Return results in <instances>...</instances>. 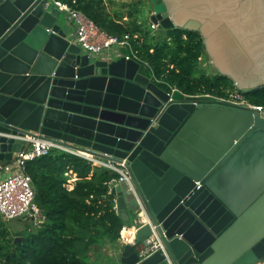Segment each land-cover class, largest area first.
<instances>
[{
  "label": "water",
  "instance_id": "water-1",
  "mask_svg": "<svg viewBox=\"0 0 264 264\" xmlns=\"http://www.w3.org/2000/svg\"><path fill=\"white\" fill-rule=\"evenodd\" d=\"M151 7L159 31H199L235 87L264 88V0ZM60 16L52 0H0V165L27 135L125 160L130 181L111 192L139 229L121 264L264 263V110L162 88L125 55L92 56ZM153 226L166 252L141 258Z\"/></svg>",
  "mask_w": 264,
  "mask_h": 264
},
{
  "label": "trees",
  "instance_id": "trees-1",
  "mask_svg": "<svg viewBox=\"0 0 264 264\" xmlns=\"http://www.w3.org/2000/svg\"><path fill=\"white\" fill-rule=\"evenodd\" d=\"M63 1L106 32L119 37L129 34L138 60L162 88L223 96L235 87L229 77L205 71L203 62L208 56L199 31H159L150 26V19L147 22L138 16L147 8L150 16L151 0H133L128 13L115 8V0ZM246 97L253 104L264 105V88ZM25 171L31 176L35 202L45 221L16 242V234L0 217V264H91V253L97 257L107 245L120 246L118 238L125 221L115 208L110 189L119 177L117 172L59 148L28 160ZM73 176L76 179L70 189Z\"/></svg>",
  "mask_w": 264,
  "mask_h": 264
},
{
  "label": "built area",
  "instance_id": "built-area-1",
  "mask_svg": "<svg viewBox=\"0 0 264 264\" xmlns=\"http://www.w3.org/2000/svg\"><path fill=\"white\" fill-rule=\"evenodd\" d=\"M52 2L59 11L65 12L70 20H72L76 42L90 55L98 56L110 50L114 45H123L129 49V52L125 54V56L139 61L138 50L134 48L129 34H124L122 37L112 35L101 29L82 11L70 6L67 2L63 0H52ZM149 24L153 29L158 28L151 20ZM171 89L174 90L175 87ZM215 96L220 100L238 105L246 103L259 111L264 110V105L253 104L248 100L246 94L237 87L227 89L226 94L223 96ZM21 138L27 141L28 146L26 145L24 150L19 151L13 159L14 165L16 166L15 169H12L11 163L0 165V171H7L4 177L0 176V212L7 220L27 217L32 221L34 226L39 227L44 223L45 216L42 209L35 202L36 191L33 187L31 176L25 171V165L28 160L47 154L53 148H59L83 156L89 159L94 165L103 166L117 172L119 177L111 182V190L113 186L123 181H130L125 160L114 162L97 158L85 151L72 149L57 142L34 138L28 135ZM197 185H199V182H197ZM114 202L116 208V198H114ZM138 229L139 226L123 225L118 238L120 246L132 242V240L136 238ZM152 230V234L148 237V244L138 246L141 258L148 257L159 249L166 252L164 243L156 231L155 226H153Z\"/></svg>",
  "mask_w": 264,
  "mask_h": 264
},
{
  "label": "crops",
  "instance_id": "crops-1",
  "mask_svg": "<svg viewBox=\"0 0 264 264\" xmlns=\"http://www.w3.org/2000/svg\"><path fill=\"white\" fill-rule=\"evenodd\" d=\"M60 12H61V14H64V16H65V19L63 18V21H61L60 24L62 25L63 28L68 29V31L72 34V36H74V24H73L72 20H70L69 16L65 12H62V11H60ZM74 41L76 42L75 39H74ZM84 52H87V51L84 50ZM127 53H128V48L126 46L114 45L110 48V50L103 52L102 54L98 55L97 57L102 56V55L119 56V55H125ZM145 69L148 70L147 67ZM9 163L12 164V169H15L16 166L14 165V160L10 161ZM6 174H7V171H4V170L0 171L1 177H4ZM75 179H76V177L73 176L69 180L68 188H70V189L73 188ZM115 198H116V196H115ZM0 217L7 224L9 221L13 220V219H10V220L5 219L3 217V215L1 214V212H0ZM14 219H20L22 222H24V226H25V227L23 226L24 228L21 227L19 229L9 228L12 231V233L16 234V236H23L24 237L29 231H31L34 228L32 221L27 217L14 218ZM24 230H26V232H23ZM121 247H123V246H118V248H115L113 246L107 245L106 247H104L101 250V255L97 256V257L95 254L91 253L90 254L91 255L90 256L91 264H121L120 255H119ZM256 264H264V263L258 262Z\"/></svg>",
  "mask_w": 264,
  "mask_h": 264
},
{
  "label": "rangeland",
  "instance_id": "rangeland-1",
  "mask_svg": "<svg viewBox=\"0 0 264 264\" xmlns=\"http://www.w3.org/2000/svg\"><path fill=\"white\" fill-rule=\"evenodd\" d=\"M132 3H133V0H115L114 7L115 8H119L120 10H122L125 13H128L131 9H133L132 8V5H131ZM138 16L143 21H147L148 22L149 19H150L148 8L146 9V11H144L142 9L138 13ZM63 18L65 19V16H64V14H61L60 21L59 22L63 21ZM73 38L75 39V35L72 36V39ZM203 66H205V68H206L205 71L206 72H209V73H215L216 72L215 69H214V67H213V65L208 61V59L203 62ZM7 226L9 228H12V229H15V228L19 229V228H21V227L24 226V222H22L20 219H13L12 221H9L8 222ZM23 232H26V230H24Z\"/></svg>",
  "mask_w": 264,
  "mask_h": 264
}]
</instances>
